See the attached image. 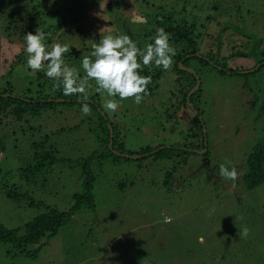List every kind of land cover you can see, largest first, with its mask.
Instances as JSON below:
<instances>
[{"label": "rangeland", "instance_id": "rangeland-1", "mask_svg": "<svg viewBox=\"0 0 264 264\" xmlns=\"http://www.w3.org/2000/svg\"><path fill=\"white\" fill-rule=\"evenodd\" d=\"M34 5L40 11L37 26L25 31ZM126 7L132 10L123 13ZM169 12L195 23L197 56L219 53L228 57L229 67L242 71L264 58V0H0V91L36 97L57 83L51 78L45 83L46 76L38 78V71L27 67L24 36L29 32L40 28L46 33V50L54 42L70 51L75 48L65 53L71 60L64 61L85 80L82 59L91 55L92 44L101 36L130 31L143 50L152 41L145 34L156 27L153 20ZM238 50L248 56L236 55ZM138 62L139 74L151 79L139 104L133 97H109L94 80L86 86L109 120L107 126L117 132L112 153L133 152L129 155L136 158L97 156L107 151L100 139L99 114L88 102L89 115L81 104L58 102L53 109L26 117L15 134L12 122L1 119L0 133H7V141L0 155V184L8 178L27 194L14 200L0 190L2 224L22 227L44 212L45 205L69 209L73 194L83 190L79 164L88 156L94 157V198L92 207L75 211L56 235L41 238L23 252L0 242V264H264V184L249 190L242 179L247 155L264 130L263 70L243 77L204 67L197 74L201 90L193 99L197 115L180 105L183 75L177 76L173 59L167 70L154 61L145 66L140 57ZM47 65L44 62L40 71L45 73ZM109 99L117 102L115 111L104 107ZM195 117L204 124L203 149L190 147L201 139L199 127L190 130ZM48 147L60 160L45 180L27 184L17 169L31 162L35 151L45 154ZM166 147H173L169 157L154 156ZM142 148L150 151L140 154ZM196 150L207 153L209 167ZM221 165L235 168L237 179L221 177ZM172 179L177 181L173 188ZM33 251L36 256L27 255Z\"/></svg>", "mask_w": 264, "mask_h": 264}, {"label": "trees", "instance_id": "trees-1", "mask_svg": "<svg viewBox=\"0 0 264 264\" xmlns=\"http://www.w3.org/2000/svg\"><path fill=\"white\" fill-rule=\"evenodd\" d=\"M42 2L46 3L48 0H42ZM37 6H33L30 16H29V25L25 31H32L37 26V19L38 14L40 11L37 9ZM173 13L169 12V16H159L153 20L155 28L151 29V32H147L145 34V39L148 40V38H152V41H149L151 43H154V37L157 33V29L163 28L165 32L169 35V45H175L171 47H176V54L172 57L173 59V69L177 73V76H182V84H181V98L179 100L180 105H183L185 108H189L187 104V95L188 92L195 86L197 79L195 78V75L193 73L187 72L185 70H181L178 67V62L181 61L182 58L183 64L185 66H191L196 74H201L203 71V68L207 65L210 67V69L215 70L219 74H231V75H238V76H250L254 75L255 73L263 70L264 74V58L259 59L256 61L253 65V69L248 73H240V71L243 70V68H235L232 69L227 64L229 63L228 57H220L217 53L215 56H205L200 55L197 56V43H196V37L198 36L195 34V23H188L186 20H181L179 18H173ZM23 30V31H24ZM124 34L128 35L131 39L132 33L130 31H126ZM220 49V47H218ZM72 52H76L75 48H71ZM70 51V52H71ZM70 52L68 54H70ZM79 52V50H78ZM64 54L63 59L66 60V58L69 57L68 60H71V55ZM189 54L188 57L185 58V56ZM236 55L239 56H248L246 52L244 53L241 50L236 51ZM71 56V57H70ZM78 56H76L77 58ZM212 62V65L209 61ZM194 62V65H191V63ZM259 64V65H258ZM257 65V67H255ZM198 66V67H197ZM220 67V69L217 68ZM255 67V68H254ZM200 71V72H199ZM37 77L46 76L44 72L38 71ZM177 79V78H176ZM45 83L48 82V77H45ZM50 90V89H49ZM201 90L199 87L197 91H195L191 97L190 102L193 103L194 107L198 109V106H196L193 102V99L195 95ZM51 92H45L43 94L37 95L36 97L31 96V94L28 95H22V97H15L11 94L12 91L9 90H3L0 91V122L2 121V118L9 119L10 122H12V130L13 134L17 132L16 130L19 129V126L21 123L27 120L26 117H35L40 114H42L43 109H53L58 102H64V103H78L83 105L81 102L83 99L82 94H74V95H68L65 96L63 94L62 88L60 90H56L54 86H52ZM10 92L8 96H4L3 94ZM20 96V95H19ZM58 99H63V101H56ZM88 103H90V106L92 108L96 109V112L99 114L100 119V125H101V134L103 133V137H101V142L104 143V147L107 151L99 153L97 156L100 158H103L105 155H112L114 158H119L120 155L117 153H112V149H114L113 144L117 138L116 134L117 132L113 130V139L112 144L109 146V138H110V131L109 127L107 126V122L109 121L106 119V115H101L100 106L95 102V99L92 95L87 94V100ZM92 99V102H91ZM190 109V108H189ZM199 110V109H198ZM196 116V115H195ZM195 121L192 128L190 130H193L196 127H199L198 129V136L201 138L199 143H195V146H190L192 148L196 149H203L205 148L204 143V136L202 132V128L204 125L200 124V121H198L197 117H195ZM7 125L9 122L6 123ZM112 126V125H111ZM114 127H112L113 129ZM16 129V130H15ZM195 133V132H194ZM5 136H3L0 133V155L3 154V151L5 150V144H6V136L7 133H4ZM6 139V140H5ZM43 143V142H42ZM40 144V143H39ZM45 144V143H44ZM42 144V147L44 146ZM38 144H34L33 147L36 149ZM122 146V144H121ZM49 150L45 151V154H42V150L36 152V155L32 158L31 162L27 163L24 166H21L17 169V172L20 175V178L24 180L27 184H34L35 181L39 178H43L45 180V174L48 173L49 168L53 167L60 159L58 157H55L52 152L53 150L48 147ZM173 147H166L163 149L158 150L157 152L153 153L155 154V157H163L167 156L169 157L170 154L168 152L172 150ZM140 154H145L150 151V149H141ZM122 152V151H121ZM185 152L193 153V151L185 150ZM129 154H134L133 152H129ZM204 155L207 156V153ZM131 158V157H126ZM94 157L88 156L85 159H83L79 166H81V177H82V187L83 190L81 192H76L73 194L74 198V204L67 210H59L56 207L45 205V211L36 215L33 219L26 222L22 227H16V228H8L4 224L0 222V242L1 243H10L13 245L15 249L18 251H25V248L30 244L38 243L41 238L43 237H52L56 235L60 229L61 226L68 223L72 217V215L80 209L81 207L90 208L93 206V198L94 195L92 193V180L94 179L93 170H92V164ZM244 172L242 174V179L245 183V186L250 190L253 189L259 185L264 184V130L262 133H260V136L258 137L256 143L250 150L249 154L247 155L246 162L244 165ZM2 173L0 169V174ZM5 176H9L11 178V173L9 171H6ZM166 182V181H165ZM167 184L169 181L166 182ZM21 186V184H19ZM19 186H16L14 183H10L8 178H3L2 185L0 184V190L3 191V193L14 200H20L21 198H25L27 195L25 192H22L19 190ZM28 199H31V197H28ZM29 203L32 205L34 204V200H30ZM27 253V252H26ZM37 252L33 251L32 253H27L29 256H36Z\"/></svg>", "mask_w": 264, "mask_h": 264}, {"label": "clouds", "instance_id": "clouds-1", "mask_svg": "<svg viewBox=\"0 0 264 264\" xmlns=\"http://www.w3.org/2000/svg\"><path fill=\"white\" fill-rule=\"evenodd\" d=\"M45 39L46 33L40 28L36 30L35 34L31 32L25 34L24 52L27 55V67L33 71H40L44 62L47 61L45 75L57 81L54 85L56 90L62 88L65 96L83 95L81 102L83 103L82 112L84 115H89L91 112L86 103L88 80H94L98 90L106 92L109 97L118 96L121 100L133 97L134 102L139 104L143 99L141 94L146 93L147 85L151 83V79L139 74L138 69L141 68V64L138 62V57L142 58L145 66L154 61L156 67L167 70L172 64V57L175 55L174 49L169 45V35L163 28L157 29L154 43L147 44L143 50L138 48L136 43L126 34H106L101 36L98 42L92 44L91 55L83 57L82 68L87 79L80 80L63 59L64 54L70 51L69 47L54 42L50 45V50H46ZM104 107L115 111L118 104L115 100L109 99ZM204 154L205 152L201 155ZM220 176L235 181L238 173L235 168L229 170V168L221 165ZM165 222H170V219L166 217ZM244 235H247V229L244 230Z\"/></svg>", "mask_w": 264, "mask_h": 264}, {"label": "water", "instance_id": "water-1", "mask_svg": "<svg viewBox=\"0 0 264 264\" xmlns=\"http://www.w3.org/2000/svg\"><path fill=\"white\" fill-rule=\"evenodd\" d=\"M183 60L184 59H181V61H179V65H180V69H183V70H185V71H187V72H191V73H193L194 75H195V78L197 79V81H196V84H195V86L189 91V93H188V95H187V104H188V106L190 107V108H192L193 110H194V112L198 115V111H197V109H195L194 108V106H193V104L190 102V97H191V95L200 87V80H199V78H198V76H197V74H196V72L192 69V68H190V67H186V66H184L183 65ZM251 70H244V71H240V73H248V72H250ZM58 101H63V99H58ZM86 101H90V100H86ZM108 127H109V131H110V138H109V146H111V144H112V139H113V130L111 129V126H110V124L108 123ZM205 151H206V149H205ZM194 152H195V150H194ZM196 153H200V154H202V153H204L203 151H201V150H196ZM118 155H120V156H124V157H131V158H136L137 156H135V155H129V154H121V153H118ZM206 160V162H205V164L207 165V167H209V160L208 159H205ZM211 170V169H210Z\"/></svg>", "mask_w": 264, "mask_h": 264}, {"label": "flooded vegetation", "instance_id": "flooded-vegetation-1", "mask_svg": "<svg viewBox=\"0 0 264 264\" xmlns=\"http://www.w3.org/2000/svg\"><path fill=\"white\" fill-rule=\"evenodd\" d=\"M193 69V68H192ZM194 70V69H193ZM205 156L206 155H201V159L202 161L205 160ZM173 185L176 186L177 185V181L172 179V182H171V187L173 188Z\"/></svg>", "mask_w": 264, "mask_h": 264}, {"label": "crops", "instance_id": "crops-1", "mask_svg": "<svg viewBox=\"0 0 264 264\" xmlns=\"http://www.w3.org/2000/svg\"><path fill=\"white\" fill-rule=\"evenodd\" d=\"M116 1V0H114ZM134 9V8H133ZM129 10H132V7H126V8H123V13L125 12H128ZM137 13H141L140 11H136Z\"/></svg>", "mask_w": 264, "mask_h": 264}]
</instances>
